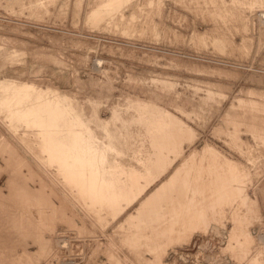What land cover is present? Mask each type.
Instances as JSON below:
<instances>
[{
	"label": "rangeland",
	"instance_id": "rangeland-1",
	"mask_svg": "<svg viewBox=\"0 0 264 264\" xmlns=\"http://www.w3.org/2000/svg\"><path fill=\"white\" fill-rule=\"evenodd\" d=\"M0 212V264H264V0H0Z\"/></svg>",
	"mask_w": 264,
	"mask_h": 264
},
{
	"label": "bare ground",
	"instance_id": "bare-ground-1",
	"mask_svg": "<svg viewBox=\"0 0 264 264\" xmlns=\"http://www.w3.org/2000/svg\"><path fill=\"white\" fill-rule=\"evenodd\" d=\"M65 154V153H64ZM166 176L167 175H165V177L164 178H166ZM13 179V178H12ZM132 179V178H131ZM20 180V179H19ZM129 180H130V178H129ZM128 180V181H129ZM9 181V180H8ZM15 181V180H14ZM13 181V182H14ZM118 181V180H117ZM116 181V182H117ZM134 180H132V182H133ZM114 182V181H113ZM131 181H130V184L132 183ZM163 182H165V181H163V180H160V182L159 183H163ZM11 183V182H10ZM121 182H119L118 184H115L114 183V185H112V186H117L116 188L118 189V186H121V188L123 187L122 185V183H123V181H122V183L120 184ZM126 183V182H125ZM124 183V184H125ZM129 183V182H128ZM134 183V182H133ZM158 183V184H159ZM16 184V183H15ZM15 184H14V186H15ZM12 185V184H11ZM18 185V184H17ZM125 186H127V185H125ZM125 186L123 187V188H125ZM128 186H130V185H128ZM131 186H132V184H131ZM133 186H134V184H133ZM19 187V186H18ZM131 189H129L128 188V191L129 190H132V187H130ZM136 188V187H135ZM120 189V188H119ZM121 190V189H120ZM127 189H125L124 191H126ZM128 191H126V192H128ZM152 191V190H151ZM156 192V191H155ZM154 196V192L152 191V192H150L149 194L147 193V195H146V197L144 198L145 199V201L143 202V203H141V205H139L138 207H137V211L135 212V214H140L142 211H143V209L146 207V206H149L150 205V203H151V198ZM114 200H115V198H114ZM116 200H119L118 198H116ZM141 200V199H140ZM14 206V205H13ZM19 206V205H18ZM12 207V206H11ZM22 210V209H21ZM14 211H16V210H14ZM13 211V212H14ZM138 211H140V213H138ZM152 211H153V209H151V208H149V210H148V212L146 213V214H150V213H152ZM1 213V212H0ZM6 213H4V215H5ZM24 216H25V214H24ZM16 218V217H15ZM27 218H29V217H27ZM154 218V217H153ZM1 219H3V217L1 218ZM7 219H8V217H7ZM26 219V218H25ZM6 220V219H5ZM16 221V220H15ZM20 222V221H19ZM1 223V222H0ZM13 223H14V221H13ZM10 226H11V224H9ZM13 226V225H12ZM9 228H11V227H9ZM19 228V227H18ZM23 228V227H22ZM15 229V228H14ZM10 231V230H9ZM23 231V230H22ZM3 233V232H2ZM12 233H13V229H12ZM30 233V232H29ZM14 234V233H13ZM23 243V242H22ZM3 244V243H2ZM23 245V244H22ZM8 247V246H7ZM1 248V247H0ZM23 249H24V247H23ZM8 250H10V249H8ZM0 251H3V249L2 250H0ZM6 251V250H5ZM15 251V250H14ZM14 251H12V252H14ZM7 253V252H6ZM5 253V254H6ZM15 253V252H14ZM13 253V254H14ZM9 254H10V252H9ZM12 254V255H13ZM5 256V255H4ZM8 256V255H7ZM15 256V255H14ZM9 257H10V255H9ZM13 257V256H12ZM10 259V258H9ZM13 259H15L14 257H13ZM8 260V259H7ZM13 261V260H12ZM4 262V261H3ZM8 263V262H7ZM212 264H216V262L215 263H213L212 262Z\"/></svg>",
	"mask_w": 264,
	"mask_h": 264
},
{
	"label": "water",
	"instance_id": "water-1",
	"mask_svg": "<svg viewBox=\"0 0 264 264\" xmlns=\"http://www.w3.org/2000/svg\"><path fill=\"white\" fill-rule=\"evenodd\" d=\"M205 263L209 264L207 260H205ZM221 264V263H220Z\"/></svg>",
	"mask_w": 264,
	"mask_h": 264
},
{
	"label": "built area",
	"instance_id": "built-area-1",
	"mask_svg": "<svg viewBox=\"0 0 264 264\" xmlns=\"http://www.w3.org/2000/svg\"><path fill=\"white\" fill-rule=\"evenodd\" d=\"M201 255V254H200Z\"/></svg>",
	"mask_w": 264,
	"mask_h": 264
}]
</instances>
